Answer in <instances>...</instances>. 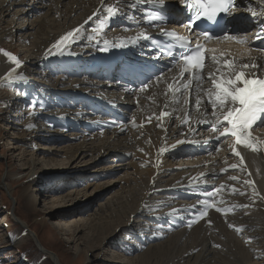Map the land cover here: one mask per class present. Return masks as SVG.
Instances as JSON below:
<instances>
[{
  "label": "bare ground",
  "instance_id": "bare-ground-1",
  "mask_svg": "<svg viewBox=\"0 0 264 264\" xmlns=\"http://www.w3.org/2000/svg\"><path fill=\"white\" fill-rule=\"evenodd\" d=\"M121 1L103 0L105 6H111L117 10L116 18L119 21L116 22L113 20L114 18H108V13L102 14L104 11V7H101L102 0H41L39 2L38 0H33L32 4H30V9L24 0H15L11 6L8 3L5 4V0H0V84L6 80V74L11 71L12 74L7 79L14 78V82L18 87L27 85L26 90L23 89L26 92L25 94L23 92L24 99L31 93V97L37 102L38 100L34 98V94H40V101L37 104H39V108L40 106H44L43 121L47 124L51 122L50 127L57 129L50 130V133L60 134L58 136L51 135L53 136L52 138H46L43 134L42 136L38 135L39 133H43L44 130L38 129L39 127L32 121L34 114H31V118L27 124H19L20 128L24 127L26 130L23 131L10 127V130L15 129L16 131L14 132L16 141L13 136H9L8 138L14 140L15 143H21L22 147L21 145H15L13 142L11 143L13 145L9 148L21 147L20 150H24V146H29L26 157L23 158L24 167L21 169L23 171L12 174L17 179L26 180L20 191L21 194L16 198V201L23 203V207L26 210L35 211L40 203L38 198L41 197L38 187L34 186L35 181L38 182L37 185H42V182L46 183L48 181H56V179H64L67 176H74V174L81 173L75 170L80 165H82L83 169L87 170V164L94 163L96 159L94 156H103L110 163L119 162L117 159L122 160L124 157L125 159L131 157L128 164L131 171L123 172L122 178L106 181L101 185L88 184L87 186V188H93L94 192L97 190L101 192L106 187L104 185H109L112 182L115 184L123 180L129 188H127L128 191L125 189L116 191L110 197V201L106 202V206H103V204L99 205L100 209H98V212L88 214L87 218H82L80 215L62 217L63 212L58 210L60 212V214H57L58 220L56 219L58 223L61 224L63 221L64 225L66 223L70 225L67 226L70 232L69 239L75 240L81 238L82 240L77 241V243L81 242L85 245V248H88L87 250L94 251L93 260H104L100 257L101 245H111L114 243L112 237L118 226L128 218L134 217V215L139 216L143 214L148 209L147 207H150V205H147L149 194L155 191L154 195L162 193L171 196L173 200H179L171 210L165 212L166 217H156L160 221L159 223H161L159 229L168 231L171 234H168L166 240L161 243L156 242L155 244L153 243L156 241L155 237V239H152L151 236L146 238L142 236L149 243L148 246L150 248L138 256L130 257L128 261L130 264H173L177 258L176 254L181 251L178 255V264H251L248 258L250 254L247 252L248 248H246L248 246L245 245V247L243 243L230 235L224 236L227 234V229L225 221L222 224V220L220 219L227 220L228 223L233 225L232 223L234 222L230 218H224L227 216L223 212L230 208L232 210V207L235 206H255L254 200L261 214L259 221L264 223V129H260L255 133H248L250 137L254 138V142L258 146L257 151H252L242 144H237L230 132L220 135V133L225 131L227 125V122L223 121L222 116L220 119L223 121L224 127H218L217 131H212L211 126L216 121L217 116H220L222 110L217 108L215 110L216 115H213L214 110L209 103V98L210 94L215 92V88L212 80L209 78V74H215L217 80L234 78L232 69L224 66L225 60H222L221 64H217L214 67H207L203 74L204 84L200 85L201 89H197L195 94V86L201 82L193 83V92L190 97H187L185 94L177 96L176 93L168 92L166 87L170 77L166 74L162 78L151 81L142 90L135 92L127 90L126 94L121 98L120 94L116 95L119 99H122V102H117V99H110L100 94L99 90L90 89V85H93V82L88 83L85 81L82 85L80 84L81 86L79 83L72 82V80L68 83L66 82L67 84L62 83L66 79L65 77H69L66 75L73 77L82 74L86 75L113 64L115 58L123 57V54L119 51L129 48V43L121 42V40L140 35L145 31L144 27L148 22L143 20L142 11L139 13L135 7L130 6H138L135 3L137 0H132L133 2L127 5H122ZM257 3L254 2L253 4ZM13 6L19 8L13 13V15H18L17 19L28 16L32 12H42V15H44V17H41V15L39 16L41 17L40 19L31 22V26L35 27V30L31 32V37L34 39L32 41L34 50L32 49L29 53L30 57L19 61V66L16 65L14 59H10L9 56L4 55V52L10 54L9 51L1 50L4 39L11 41L15 37L16 32L23 29L22 25L14 28L15 26L11 27L6 24H12L13 22V19L9 22L7 21L9 16H13L10 15ZM22 6H26L27 10L22 9ZM76 12H78L80 17L77 18L79 20L72 27H66L64 30L57 29L60 26V17L66 19ZM93 13H96V15H93ZM89 17H92V19L89 20ZM127 24L133 25V29L126 30L124 26ZM73 30H77L74 38H68L57 47V43L61 41V38ZM81 41L84 42L82 43ZM105 41H107L106 50H104ZM73 46L79 49L77 53L68 49ZM227 61L229 64L233 63L231 60ZM24 63L25 65L34 67V69L43 67L45 70L51 71L52 75L55 72L54 77L58 85L55 87L49 86L50 84L44 85L42 84V80H44L42 77L38 79L36 77L38 81L33 78L30 80L24 75L26 69L25 65L23 66ZM245 64H251V61L241 58L234 62V67L245 71L244 67H242ZM258 64L256 63V65ZM13 69L15 71H12ZM38 74L40 75L41 73L38 72ZM21 75L23 79L19 78ZM99 85L104 90H114L113 83H110L108 86L102 80ZM189 85L190 83L187 84V87ZM28 88H31V90H28ZM113 93L114 91H112ZM14 96L16 95H0V106H10L15 99ZM45 97H48V99H45ZM197 98L202 100V104L199 107L196 105ZM24 99H21L22 102ZM69 100L71 104L68 103ZM186 100L188 101L187 103H185ZM104 102L107 103L105 106ZM111 103H114L115 106L111 107ZM64 105L68 109L61 112V107ZM164 105L165 107H163ZM99 106L103 107L99 109ZM122 106L131 109L126 123H118L115 127L110 128L107 125L110 122L109 119L101 117L100 112L107 110L109 113L106 116L110 114L118 115V111H121L120 108H123ZM95 108H97L96 111ZM38 112L39 110L36 111V113ZM161 112H165L167 115L161 116ZM122 117L125 118V115L123 114ZM9 123L10 125H15L12 121H9ZM30 125L31 127H29ZM67 131L69 132L65 134ZM77 135L81 137V140L79 138L75 139ZM35 139L45 141L46 146L38 148L36 143H34ZM60 139H65L67 144L73 143V145L66 150L55 148V143L58 144ZM78 140L79 142L75 143ZM201 140H204L202 141L204 144L210 142L211 149L203 155L198 153L199 158L189 157L188 150H183V147L195 141L200 145ZM86 141H90V143ZM197 146L193 145L192 148H197ZM234 148L236 152H239V156L233 153ZM161 149L164 150L161 151ZM216 149L217 151H215ZM41 151L64 154L66 159L62 161L58 162L54 158H49L48 160L55 162V164L61 163L59 165H64L67 163V165L62 168L51 167V170L44 171L43 175L37 176L42 170H39L37 162L38 154ZM229 155H231L230 159L227 158ZM87 157L90 158L86 159ZM42 158L46 157L42 156ZM133 159H135V162H133ZM174 159L177 160V164L173 163L175 162ZM190 160L194 161L195 164L192 170L189 169L192 166ZM216 161L221 163L217 164L216 168L209 167ZM102 162L103 160H100V162L95 164L96 167L93 168L92 172L108 169L123 171V169L117 168L114 170L116 166L113 165H106L103 168L98 167L99 164H103ZM180 165L182 167H179ZM199 165L204 169H198ZM174 169L179 171H172ZM59 170L62 171L59 172ZM108 172L104 171L103 173ZM162 173H165L166 177H172L167 179L168 181H160V177L162 179L166 178L165 176H161ZM238 174L242 175L240 176L242 182L247 181L246 183L252 187V190L253 188L256 190L255 193H251L246 188V190L244 189L254 199L247 201L240 198L236 203H232L231 201L230 203H226L227 201L221 202L217 200L218 196H215L217 195L216 191H219L221 185L226 187L231 180L233 181L231 177H236L235 182L239 184V180H237ZM173 175L175 179L170 180L173 178ZM203 177H208L211 180L214 179V183L203 182ZM80 181L82 179L76 180L75 183L77 184ZM190 181H195L196 183L188 184ZM163 182L165 184L164 187L154 188L155 185L158 183L162 184ZM75 183L74 186L76 185ZM0 186L7 188L8 193L11 192L5 179H3V182L1 181ZM244 190L241 192H244ZM208 193L212 195L208 196ZM12 194L14 193L12 192ZM80 194L82 195V192ZM78 195V192H69L65 196L54 197L51 203L53 206L60 207L65 200L68 203L69 198L66 197L70 196V198L77 201V203L74 202L75 204H73L77 205L79 203L77 200ZM83 196H85V193ZM199 198H203L204 202H200ZM213 201H217L218 204ZM163 203L167 205L174 202L166 199V202H158L154 206L161 207ZM73 204L69 205V207L72 208ZM215 204L216 206H213ZM111 205L112 207L115 206L116 209H112ZM204 208H207V217L205 216L206 218L202 220L204 216L201 217L199 212ZM217 208H220L222 211H217ZM51 209L52 206L46 212L51 211ZM13 216L15 215L13 214ZM167 218L170 221L167 222L168 224L165 228H162V223ZM18 220L24 228L30 231L26 223L21 221V218H18ZM198 220L202 221L194 227ZM207 221H210V224L207 225ZM214 221L216 223H213ZM128 222L129 220L126 221L124 226ZM235 223L233 226H236L238 222ZM239 223L238 225H240ZM216 229L218 231L217 235L208 234L207 237H204L206 231L209 233L210 231L214 232ZM25 234L27 237H30L28 233ZM30 234L36 240L38 239L35 233L33 234L30 231ZM232 235L234 236V233ZM224 237L227 245L220 247L222 246V242H224ZM183 238L184 240H182ZM179 245L182 248L177 250V246ZM217 245L220 247V250H217ZM248 245L249 250H255V243H249ZM41 248L45 256L50 254L55 258V263H58L56 255H53L54 253L45 250L43 247ZM75 252L76 255L80 253L77 250ZM168 253L172 254L170 258H168ZM227 253L231 254V259L218 256L219 254ZM103 256L105 255L102 254Z\"/></svg>",
  "mask_w": 264,
  "mask_h": 264
},
{
  "label": "rangeland",
  "instance_id": "rangeland-1",
  "mask_svg": "<svg viewBox=\"0 0 264 264\" xmlns=\"http://www.w3.org/2000/svg\"><path fill=\"white\" fill-rule=\"evenodd\" d=\"M15 0H5V4L8 3L10 6L13 4ZM26 4H28V8H31V5L33 0H24ZM41 0H38V2ZM26 6H22V9L27 10ZM13 9L10 11V15H13L14 11L19 9L17 6H13ZM41 12V11H40ZM79 12V11H78ZM78 12L71 14L68 18L60 17V26L57 28L59 30H64L66 27L70 28L72 27L79 19H77L79 16ZM40 14V15H39ZM41 13L32 12L28 16H24L20 19L18 18V15L15 14L13 16H9L7 18V21L13 19L12 24L6 23L7 25H10L11 27L15 26L14 28L18 27L19 25L23 26V29L21 31H17L15 37L10 41L8 39H4L2 42L1 50L9 51L11 56L18 60H25V58L30 57L29 53L34 50L32 44H33V38L31 37V32L35 30V27L31 26V22L36 21L40 19L41 17H44ZM41 16V17H39ZM57 18V17H55ZM34 28V29H33ZM47 28V27H45ZM26 29V30H25ZM45 30V29H44ZM77 47H72L70 50L72 52L77 53L79 49H76ZM84 54V53H83ZM85 55V54H84ZM22 60V61H23ZM25 71L24 75L28 77L30 80L31 78L37 80L39 77L43 78L42 84L49 85L51 87H55L58 85L56 82V78L54 75L51 74V71H48L47 69L43 67H39L38 69H34V67H30L27 64L25 65ZM38 72L41 74L39 75ZM69 77H65L64 82L62 83L67 84L69 81L72 80V82L79 83V85L87 81L88 83H91V77L84 76L83 74L80 76L73 77L71 75H66ZM37 77V79H36ZM54 77V78H53ZM60 77V76H59ZM55 79V80H54ZM33 81V80H32ZM38 81V80H37ZM67 82V83H66ZM80 85V86H81ZM26 86H17V84L14 82V78L6 79L2 84H0V95H10L15 94V99L12 101L10 106H0V184L1 181L3 182V179L6 180V183H8V187L11 189V192H7V188H3L0 186V264H130L128 261L130 257L138 256L148 248H150L148 245L149 243L146 242V237L151 236L152 239L156 238V241L153 243H161L162 241L166 240L168 238V231H163L162 229H159V226L161 223L156 217H166L165 212H168L171 210L175 203H178L179 200L173 198L169 195L165 194H158L154 195L153 191L149 194L148 199L149 202L147 205H150V207H147L148 209L143 212V214L139 216L130 217L127 220L129 222L124 226L126 221H123V223L118 226L116 229L114 236L112 237V243L111 245H101V259L104 260H93V254L94 251L87 250L88 248H85V245L83 243L77 241L82 240L80 239H69V228L67 226V223L64 225L63 221L58 223L57 214H60L59 211L63 212L62 217H70L74 215H80L82 218H87L88 214L98 212V209H100L98 206L102 205L106 206V202L109 200L110 197L118 190H126L128 191L127 184H125L122 181L110 183L106 186L105 189L101 192L93 191V188H87L88 184H98L101 185L103 182L115 180L117 178H122L123 172H130V168L128 167V164L130 163L131 157H128L127 159L119 160V162L116 163H110L109 161L105 160L103 156H94L96 159L94 163L87 164L88 169H83L82 165L78 168H76V171H79L81 173L74 174V176H67L64 177V179H56V181L51 182H42V185H37L38 182L35 181L34 186L38 187V190L41 192V197L39 199V205L36 208L35 211L33 210H26L23 207V203H18L16 201V198L20 196L21 189L23 187V183L26 181L24 179H17L16 176H13V173H17L21 170L24 164L23 158L26 157L27 148L29 146H24V150H20L22 147V144L19 142L15 143V136L14 132L15 129L10 130V127L19 129V130H26L24 127L20 128L19 124L28 123V120L31 118V114H34V119L32 120L39 128L43 129V133H39L38 135L43 134V136H46V138H52L55 135L58 136L60 134H53L50 133V130L53 127L51 126V122H48L47 124L44 120L43 112L45 111L44 106H40L37 104L40 101V94H34V98H37V102L34 105L35 99H33L30 95L27 96L26 99H24V94L26 93L24 90H26ZM90 89H96L101 92L102 95L110 94L111 92L107 93L106 90L102 89L101 87H98L97 84L90 85ZM24 89V90H23ZM31 90V88H28V90ZM89 89V88H88ZM22 90V91H21ZM21 99H24L22 102ZM45 99H48V97H45ZM53 99V98H52ZM69 104H71V101H68ZM52 109V108H51ZM61 112L67 111L68 107L65 105L61 107ZM36 113V111H38ZM9 121H12L15 125H10ZM31 121V122H32ZM49 125V126H48ZM57 130V129H55ZM69 131L65 132L68 133ZM71 133V132H70ZM13 136L14 140H10L8 137ZM113 136V135H111ZM81 140L80 136H75V139ZM79 140L75 143H78ZM112 140V139H111ZM15 143V145H21L20 148H9L11 143ZM90 143V141H86ZM34 143H36V146L38 148H42L45 145V141H41L39 139H35ZM98 143V142H97ZM72 144H67V141L65 139H60L59 143H55V148H63L68 149L71 147ZM38 152V151H37ZM46 154H42V153ZM38 154L37 162L39 166V170L41 172L37 175H43L44 171H49L52 168H62L67 165H59L61 163L51 162L48 159L54 158L55 160L62 161L65 158L64 154L56 153V152H43L41 151ZM25 153V154H24ZM42 156L46 158H42ZM90 157H87L86 159H89ZM103 158V159H102ZM227 158H231V155H229ZM100 160H103V164H99L98 167L103 168L106 165H113L117 169H123V171H113V169H108L104 171H109L108 173H103L104 171L99 172H92L94 170L93 168L96 167L95 164L100 162ZM110 160V159H109ZM124 161H127L124 163ZM176 163L177 160L174 159ZM123 162V163H120ZM133 162H135V159H133ZM190 163H192L190 170L193 169L195 166L194 161L190 160ZM221 162H213L209 167L216 168V165ZM105 164V165H104ZM121 166H117V165ZM177 164V163H176ZM58 165V166H57ZM93 166V167H92ZM182 165H180L181 167ZM201 166V165H199ZM52 167V168H51ZM92 167V168H91ZM51 168V169H50ZM200 169H204L199 167ZM71 169V168H70ZM66 170V169H65ZM86 170V171H85ZM179 171L177 169H174L172 171ZM27 171V170H26ZM62 170H59L61 172ZM169 171V172H172ZM168 172V171H167ZM231 172V171H228ZM227 172V173H228ZM163 174V175H162ZM162 177H166L165 173H162ZM242 176L241 174H238L239 184L235 182V180L231 181L226 185V187L221 188L219 187V191H216L215 195L218 196L217 200H220L221 202L230 203H236L237 200L246 199L247 201L249 199H254L251 197V195L247 194L245 190L251 191V193H255V189L250 185H248L246 182H242V179L240 178ZM83 177V178H81ZM157 177V176H156ZM172 176H168L164 179L160 177V181H166ZM220 178V177H219ZM82 179V181L75 183L76 180ZM154 180H156L155 177H153ZM175 177L173 175V178L170 180H174ZM225 179V178H224ZM218 180V179H217ZM168 181V180H167ZM204 182L207 183H214V179L210 178H203ZM121 182V183H120ZM74 183L76 184L74 186ZM120 183V184H119ZM49 184V185H48ZM114 184V185H113ZM188 184H194V181H190ZM237 184V185H236ZM164 182L162 184H157L154 186V188L158 189L161 187H164ZM235 185V187H234ZM52 186V187H51ZM161 186V187H160ZM229 186V187H228ZM239 186V187H237ZM171 187V185H170ZM128 188V189H127ZM216 188V186L214 187ZM238 188V189H237ZM243 188V189H242ZM246 188V189H245ZM233 189H237L239 191L233 192ZM242 189V190H241ZM245 189V190H244ZM244 192H241L243 191ZM221 191V193H220ZM223 191V192H222ZM12 192L14 194H12ZM69 192H78V201L79 203L77 205H74L77 203L76 200L70 198V196H67L66 198H69L68 203L64 201L60 207L53 206L51 202H53L54 197L59 196H65V194H69ZM82 192V195L80 194ZM164 192V191H161ZM85 193V196L83 194ZM219 193V194H218ZM239 193V194H238ZM243 193V194H242ZM246 193V194H245ZM238 194V195H237ZM242 194V196H240ZM151 195V196H150ZM165 195V196H164ZM53 196V197H52ZM125 196V194H123ZM163 197V198H162ZM166 199L172 200L174 203H169L161 205V207L154 206L156 203L160 202H166ZM182 200V199H181ZM153 201V202H152ZM75 202V203H74ZM152 202V203H151ZM216 203L217 201H213ZM67 203V204H66ZM74 203V204H73ZM253 203L255 206H235L230 209H227L223 213L227 216L224 217L225 219L230 218L231 221L234 223L237 221L240 225L229 227L231 223H228L227 220H222V224H224L223 221H225V226L227 229V234L232 236L237 241H240L243 243V245L248 246L246 248L247 252L250 254L248 255V258L250 260L251 264H264V223L262 221H259V218L261 217V214L259 212V208L256 206V201L253 200ZM73 204V207H69V205ZM218 204V202H217ZM152 205V206H151ZM52 206L51 211L46 212V210ZM213 206H216L213 205ZM112 207V205H111ZM116 209L115 206L112 207V209ZM59 210V211H58ZM111 210V209H110ZM232 213H231V212ZM59 212V213H57ZM16 216H13V214ZM51 213V214H50ZM102 213V212H100ZM237 214V215H236ZM260 214V215H259ZM154 215V216H153ZM164 215V216H163ZM142 216V217H141ZM152 216V217H151ZM229 216V217H228ZM235 216V218H234ZM207 217V216H206ZM205 216L202 218L205 219ZM18 218H21V221L25 222L28 226L29 230L34 234L37 235V240L34 236H31L30 231H28V234L30 237H27L26 234L23 232V225L18 220ZM43 218V219H42ZM233 218V219H232ZM57 219V220H56ZM157 219V220H156ZM239 219V220H238ZM45 220V221H43ZM155 220V221H154ZM201 220V221H202ZM170 219L167 218L162 228H165L167 226V222H169ZM200 220L196 221V224L194 227L197 226L201 222ZM158 222V223H157ZM208 222V221H207ZM213 223H216L215 221ZM234 223H232L234 225ZM235 223V224H236ZM207 225L210 224L209 222L206 223ZM9 225V226H8ZM130 225V226H129ZM193 228V227H192ZM236 229H240V231L237 232ZM166 230V229H165ZM84 231V230H83ZM160 231V232H159ZM170 231V230H169ZM177 231V230H176ZM86 232V231H85ZM158 232V233H157ZM236 232V233H235ZM163 233V234H160ZM214 233V234H213ZM234 233V236L232 235ZM81 234V233H80ZM208 234L217 235L218 231L217 229L214 232L206 231L204 237L208 236ZM236 234V235H235ZM162 235V236H161ZM243 235V236H242ZM245 235V236H244ZM145 237V238H142ZM155 237V238H154ZM157 239H159L157 241ZM224 242H222V246L224 247L227 245V241H225V237L223 238ZM184 240V238L182 239ZM194 242V241H193ZM77 243V244H76ZM249 243H255L256 248L249 250ZM45 250H48L49 252L54 253L53 255L57 257L58 263H55V258L51 256L50 254L47 255V258H45L42 254V248ZM220 247H217V250H220ZM182 248L181 245L177 246V250H180ZM43 249V250H44ZM85 249V250H84ZM153 249V248H151ZM185 249V248H184ZM183 249V250H184ZM79 251V255H76L75 251ZM87 250V251H86ZM186 250V249H185ZM86 251V253H85ZM255 251V253H254ZM182 252V251H181ZM177 253L176 261L173 264H178L177 261L178 255L181 253ZM96 253V252H95ZM102 254L105 256L102 257ZM172 254L168 253V258L171 257ZM218 256L225 257L228 259H231V254H219ZM112 262V263H111Z\"/></svg>",
  "mask_w": 264,
  "mask_h": 264
},
{
  "label": "snow or ice",
  "instance_id": "snow-or-ice-1",
  "mask_svg": "<svg viewBox=\"0 0 264 264\" xmlns=\"http://www.w3.org/2000/svg\"><path fill=\"white\" fill-rule=\"evenodd\" d=\"M139 2L140 0H137V3ZM147 2H151V0H147ZM182 2L186 3L187 7L190 9L191 20L188 24L185 25V27L189 29L192 27V24L195 22V20L200 19L201 17H204L209 20L215 19L220 13H227L229 9L233 6V0H182ZM261 3H264V0H261ZM130 6L135 7V5ZM101 7H104V11L108 13L109 19L117 14V10L111 6H105L103 4V0L101 3ZM164 7L165 6L163 5V3H161L160 11L157 12L155 15H148L146 22H166L168 17L163 12ZM93 15H96V13H93ZM255 15L256 14L253 13V16ZM90 19H92V17H89V20ZM76 31L77 30H73L72 32L67 33L66 36L62 37L61 41L57 43V47H59L60 43H63L68 38H74ZM162 34L184 41L186 45L190 43L187 42L185 37L178 36L177 34L172 32H164ZM141 35H143L145 39L150 38L147 35ZM200 35L204 36L206 40L213 38L206 31H202ZM216 38L221 39V37ZM223 38L236 40L237 43H245V40L243 38H239L236 36H229L226 34ZM106 49L107 41H105L104 50ZM167 54L170 57L175 58L174 52L168 51ZM4 55L9 56L10 59H14L16 65L19 66L20 62L18 59L11 57V54L7 52H4ZM202 58V48L200 45H197L195 49L189 48V51L187 53H182L180 56V59L184 61V64L182 65L181 69L182 74L184 72H189L192 73L193 78L200 79L198 74L202 69ZM212 59L216 60V57H213ZM224 66L231 68L232 71L235 72L234 78L217 80L215 78V74H209V78L212 80V84L215 88V92L213 94H210L209 98V103L212 105V108L214 110L213 115H216L215 110L217 108H220L222 110L220 116H217L216 121L211 126L212 131L215 132L217 131L218 127H224L223 121H226L228 127H225V131L220 133V135H225L226 133L230 132L231 136L235 138V142L237 144H242L243 146L251 149L252 151H257L258 146L254 142V138L248 135V130L258 120L264 122V78L246 77L243 72H238L235 70L234 62L232 64H229V62L225 60ZM249 66L250 65L248 64L242 65V67L244 68H247ZM251 66L257 67V65ZM12 71L15 70L13 69ZM11 74V71L6 74L5 79H7V77ZM19 78L23 79V76L21 75ZM238 84L242 85V87L238 86ZM144 87H147V85H144ZM181 87H187V85H181ZM178 90L179 89H177V91ZM187 102L188 101L186 100L185 103ZM201 104L202 100L200 98H197V107H199ZM164 115H167V113L161 112V116ZM221 116L223 118V121H221L220 119ZM29 127H31V125ZM163 150L164 149H161V151ZM233 153L237 156L240 155L239 152H236L235 148L233 149ZM231 179L235 180L236 177H231ZM223 187L224 186L222 185L221 188ZM235 191L236 190L233 189V192ZM211 195V193H208V196ZM216 210L222 211L220 208H217ZM199 215L201 217L206 216L207 208L201 210L199 212ZM229 227H233V225L230 224ZM236 230L240 231V229Z\"/></svg>",
  "mask_w": 264,
  "mask_h": 264
},
{
  "label": "water",
  "instance_id": "water-1",
  "mask_svg": "<svg viewBox=\"0 0 264 264\" xmlns=\"http://www.w3.org/2000/svg\"><path fill=\"white\" fill-rule=\"evenodd\" d=\"M26 232H28V229L27 228H24ZM45 252V251H44ZM46 253V252H45Z\"/></svg>",
  "mask_w": 264,
  "mask_h": 264
}]
</instances>
